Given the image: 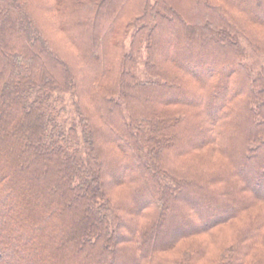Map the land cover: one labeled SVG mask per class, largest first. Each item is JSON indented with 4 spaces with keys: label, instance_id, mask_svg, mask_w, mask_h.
<instances>
[{
    "label": "trees",
    "instance_id": "trees-1",
    "mask_svg": "<svg viewBox=\"0 0 264 264\" xmlns=\"http://www.w3.org/2000/svg\"><path fill=\"white\" fill-rule=\"evenodd\" d=\"M242 41L264 0H0V264H264Z\"/></svg>",
    "mask_w": 264,
    "mask_h": 264
},
{
    "label": "rangeland",
    "instance_id": "rangeland-1",
    "mask_svg": "<svg viewBox=\"0 0 264 264\" xmlns=\"http://www.w3.org/2000/svg\"><path fill=\"white\" fill-rule=\"evenodd\" d=\"M242 44L244 45V49L246 51V57L244 61L248 64L251 74L254 76L259 70V68L264 65V55L260 53H254L246 42L242 41ZM141 67L142 65L139 66V69H141ZM139 76H141V74H139ZM73 101L74 99L70 94L65 95V111L63 113V116L65 118L72 117L74 115Z\"/></svg>",
    "mask_w": 264,
    "mask_h": 264
}]
</instances>
